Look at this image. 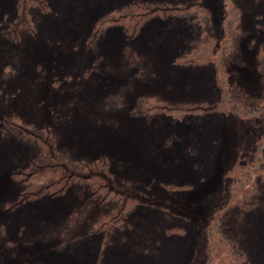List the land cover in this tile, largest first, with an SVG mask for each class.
Listing matches in <instances>:
<instances>
[{"label": "rangeland", "instance_id": "obj_1", "mask_svg": "<svg viewBox=\"0 0 264 264\" xmlns=\"http://www.w3.org/2000/svg\"><path fill=\"white\" fill-rule=\"evenodd\" d=\"M229 2L243 36L227 80L257 98L264 0H40L26 17L0 0V264H235L210 259L222 229L246 264H264V191L250 212L231 199L263 130L216 111L217 66L192 62L204 35L220 45ZM196 5L207 21L186 13ZM29 134L104 168L110 190L136 200L123 222L104 231L116 205L92 203L84 184L22 199L13 176L39 155Z\"/></svg>", "mask_w": 264, "mask_h": 264}, {"label": "trees", "instance_id": "obj_2", "mask_svg": "<svg viewBox=\"0 0 264 264\" xmlns=\"http://www.w3.org/2000/svg\"><path fill=\"white\" fill-rule=\"evenodd\" d=\"M20 1V10L23 11L24 17H26L29 3H40V0ZM228 6L231 7V15L228 14L225 18V35L220 45L217 46L213 39L204 35L195 44L192 62H196L197 65L215 64L217 66L222 100L215 107L216 111L236 115L244 119L248 126L263 130L252 160L239 161V164L237 163L233 170L232 189L236 190L233 193L231 190V194H235L236 197L231 198L233 199L232 208L250 212L259 207L258 197L264 191V47L259 55V71L262 83L260 96L257 98L244 97L227 80L226 66L231 64L234 58L238 56V41L243 36L238 31V24L240 23L238 9L232 2H229ZM194 7L186 13L195 9L201 15L200 20L207 21L209 14L203 7L200 5ZM164 12L162 8H157L151 14L162 15L165 14ZM143 20L133 23L136 27L132 28L131 31L138 34L139 28L144 23ZM124 22L125 18L122 19L121 23ZM133 24L129 25L132 27ZM29 136L30 139H35L39 155L24 170L18 171L13 176L14 181L20 187L22 199L33 201L45 197L58 198L62 197L72 187L84 184L90 188L92 203L99 207L116 205L113 206V210L108 208L107 213L109 214L105 213L99 220V224L104 231L111 229L112 226L114 227L117 221L123 222L124 214L129 210V207L137 204L135 199L130 197L126 200L123 196L114 194V190H110L113 182L109 179L110 175L104 168L95 169L85 164L86 162L72 160L69 152L58 149L56 144L50 142L51 140L47 142L45 138H35L30 134ZM222 231L224 230H215L212 233L213 236L210 239L211 242H209L211 243L210 259L215 260L216 263L218 258L222 259L226 256L233 259H231L232 263L246 264L237 247L227 238L225 239Z\"/></svg>", "mask_w": 264, "mask_h": 264}]
</instances>
